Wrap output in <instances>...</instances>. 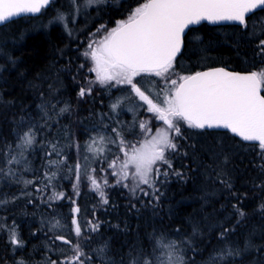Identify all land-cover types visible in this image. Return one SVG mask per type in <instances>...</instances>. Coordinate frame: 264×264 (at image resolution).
I'll list each match as a JSON object with an SVG mask.
<instances>
[{
    "label": "trees",
    "instance_id": "1",
    "mask_svg": "<svg viewBox=\"0 0 264 264\" xmlns=\"http://www.w3.org/2000/svg\"><path fill=\"white\" fill-rule=\"evenodd\" d=\"M57 2L55 0L42 14ZM139 2L141 0H121L115 4L107 2L95 10L102 15L98 21L114 27V22L124 19ZM258 17H264V11H259V14L250 19L254 23L252 31L259 33L264 28V21H258ZM25 18L0 27V46L10 55V59L6 56L0 60V65L5 66L0 73V152L8 145L15 149L18 136L29 128L34 129L37 142L25 151L27 163L10 166L17 173L15 179L32 180L34 183L25 186L23 183L17 184L15 179L0 177V198L10 201L0 204V223L10 226L15 222L18 239L24 242L22 248L13 251L7 232L0 231L1 264H13L14 260L20 258L28 261V264H41L46 256L58 259L59 252L48 250L46 245L52 244L54 234L66 235L74 242L78 239L68 230L73 217L71 209L77 206L81 210L77 218L82 228L86 220L100 224L95 233L85 231V240L82 241L85 252L90 253L107 242V255L117 261L133 247L148 254L156 246L155 256L163 264L167 259V249L163 244L190 240L195 251L189 250L186 244L180 245L189 264H205L214 249L224 247V242L218 238L222 227L235 229L229 233V245L240 249H244L246 241L257 247L264 245V215H261L259 209V205L264 203V191L254 187L264 179L259 167L264 164V160L256 154L258 148H252L250 143L227 132L188 127L184 131L182 125V136L176 138L178 152L172 154L170 159L173 168L182 172L184 177L179 178L171 172L167 179L161 176L155 185L159 190L158 200L145 196L139 190L133 194L129 188L116 184L113 179L103 185V178L112 170L106 167L107 163L101 162L104 160L101 158L93 166L97 169L95 175L101 182L108 203L101 202L89 180L81 178L74 189L73 184L77 181L69 167L83 157V144L92 133V117L96 119L100 109L105 111L107 107L101 105L100 99L93 98L97 89L90 96L78 97L79 88L87 82L84 75L86 71L84 68L80 69L83 60L72 49V38L64 28L57 25L29 33V27L24 26ZM231 27L225 26L218 33H213L211 27H206L204 42L192 39V43L186 44L180 61L192 63L195 67L202 63H225L233 60L237 65L246 62L247 65L254 66L261 61L262 58L256 55L255 39L251 38L250 41L247 39V32ZM198 29L192 28L190 34H196ZM27 33L29 34L26 36ZM190 37L188 41L191 40ZM194 37L197 36H192ZM10 39L16 42L14 46L7 44ZM34 85L40 87L36 88ZM48 85L53 86L52 94H49ZM41 91L44 92L43 98L39 94ZM45 102L57 105L55 111L48 110L51 119H47L38 107ZM65 102L70 111L57 115ZM48 142L57 144L63 155L68 157V167L52 169L58 173L52 182L55 190L64 192L67 198L51 202V206L45 202L51 188L42 191L44 184L36 182L43 181V174L48 171L45 167V153L50 151ZM76 144L81 146L79 150L75 147ZM220 144L224 145V155L228 156L229 161L226 165L220 164V161L217 164H220V168L230 178L231 190L222 189L218 182L209 181L203 175L205 165L212 164L213 161L204 155L202 149L206 151L213 147L220 151ZM52 158L57 159L55 156ZM2 161L3 156L0 155V167H3ZM101 167L105 169L104 172H100ZM143 189L151 191L148 186ZM76 191L79 195H75ZM230 192L241 199L237 200ZM72 200L76 203L73 204ZM232 204H238L247 216L237 217ZM56 220L66 227L50 230ZM194 225L199 227V235H193ZM157 241L162 242L157 245ZM58 246L65 249L68 247L60 241L52 245L53 248ZM262 262L264 253L258 255L253 249L242 251L240 256L230 258L227 264ZM93 264H101L100 259L94 258Z\"/></svg>",
    "mask_w": 264,
    "mask_h": 264
},
{
    "label": "snow or ice",
    "instance_id": "2",
    "mask_svg": "<svg viewBox=\"0 0 264 264\" xmlns=\"http://www.w3.org/2000/svg\"><path fill=\"white\" fill-rule=\"evenodd\" d=\"M54 0H0V23L10 20L13 17L22 14H38L42 10L53 4ZM106 0H84L80 4L78 0H70V6L75 13H79L81 8H87L92 5L105 3ZM257 11H264V0H141L137 6L131 9L130 13L124 19L115 21V26L108 28L107 25H100L96 30L95 36L99 33H105L100 40L90 39L87 49L83 56L92 62L89 72L95 73V79L88 81L87 86H81L77 93L79 98L90 96L93 91V84H99L108 89L127 86V96L117 97L115 102L110 105V109L115 113L122 110L125 101L129 99L143 101L138 107L143 108L146 113H151L149 121H134L133 127L140 129L141 135H148L152 132L150 126L151 120L162 121L166 126L158 128L151 139L145 140L139 147L130 144L124 139L122 131L118 128H111L112 135L105 137L99 135L93 137L86 143L87 151L99 155L105 151L100 145L112 144L117 146V151L123 153V158L116 156L110 162L104 157L108 169H116L117 161H121L119 169L112 171L110 175L116 177V184H123L128 187L130 192L135 194L137 190L145 196H151L158 200V189L155 187L159 178L165 179L171 174L183 178L182 172L173 168V162L170 155L178 152L179 145L176 142L177 137L182 136L180 121H183L188 128L193 129H225L232 134L240 137L243 141L250 142V146L259 149L257 155L264 160V95L261 90L264 88V68L259 71H248L244 73L226 71L224 68H211L207 71H196L187 75H179L176 68L180 65V57L184 55L186 48L185 36L186 29L190 25L199 24L201 21L219 23L223 21L235 22L237 26L244 29L249 27L251 17L255 16ZM74 18V17H73ZM258 21H264V17H258ZM64 23L68 30V24L65 20V13L57 11L53 21ZM254 38L256 55L260 56L261 63L264 64V28L258 33L253 30L246 33ZM69 35L71 31L69 30ZM193 40L200 41V37H194ZM189 40L188 43H192ZM81 68L84 65L80 66ZM176 75V79L171 76ZM139 78V79H138ZM155 78H161V82ZM151 85V87H149ZM39 88L40 85H34ZM49 94L54 92L53 86L48 85ZM146 93H148L146 95ZM161 93L164 94L161 104L153 102L150 95L160 99ZM41 98L44 92L40 93ZM145 105L147 107H145ZM41 112L47 119L48 110L55 111L57 105L50 102L38 105ZM70 111L69 105L65 102L64 107L59 108L57 115H63ZM132 111V109H129ZM119 123V122H117ZM107 130V126H105ZM36 131L29 128L23 134L18 136V143L13 149L12 145L0 152L3 156V167H0V177L15 179L17 173L12 165L27 163L25 151L36 144ZM50 151L45 153L47 163L45 167L48 171L43 174L42 191L51 188L46 203L51 206V202L66 199L64 192H57L53 180L57 177V171L61 166L68 167V157L63 155L62 150L58 149L57 144L48 142ZM79 150L81 146L76 144ZM190 147H194L191 146ZM220 151L209 147L204 151V155L213 161L212 164L205 165L203 175L207 180L218 182L222 189H232V183L227 173L220 168V164L226 165L229 161L228 156L224 155V145H218ZM18 150V151H17ZM109 151H111L109 149ZM187 155V153H184ZM55 156L57 159H53ZM223 157L221 160L220 158ZM87 161L88 157L83 158ZM220 161V164H217ZM213 165H216L215 167ZM163 166V168L161 167ZM260 175L264 177V164L260 166ZM83 176L91 182L95 191L98 192L101 202L107 204L105 192L102 190L101 182L97 180L94 173L97 169H91L89 174L86 165H82L78 159L74 165L69 167L77 181L73 184L76 189ZM131 169V171H130ZM103 167L100 172H104ZM131 179L132 186L125 184L124 181ZM46 181V182H45ZM17 184L23 183L25 186L33 184L32 180L15 179ZM103 185L108 184L107 178H103ZM141 185H147L151 191H145ZM254 187L264 191V179ZM25 193H21L24 195ZM75 195H79L76 191ZM233 197L240 200L241 197L231 193ZM16 199V197H13ZM10 201L6 198H0V204H7ZM75 204V200H72ZM223 207V205H221ZM234 214L239 218H244L247 213L238 204H232ZM261 215H264V203L259 205ZM80 208L73 207L71 227L69 232L78 238L75 242L66 235H53L52 244H47L48 250L59 252L58 259H51L46 256L43 264H93L94 258H99L101 264H160L159 258L155 256L157 247L154 246L153 252L145 254L143 250L137 251L135 247L128 253L121 255L117 261L109 257V245L105 242L90 253L85 252V231L95 233L100 224L93 220L84 221V227L77 218ZM240 223V220L237 221ZM59 220L52 224L50 230L63 229ZM234 228L222 227L218 233V238L224 242V247L214 249L209 254L205 264H227L230 258L240 256L243 252L255 250L257 254L264 253V245L255 246L245 242L244 249L229 245L227 239L229 233L234 232ZM0 231L8 234V241L13 246V251L22 248L24 242L18 239V232L13 222L12 225L0 223ZM179 232V229H177ZM193 235H199V227L194 225ZM60 241L64 247L53 248L52 245ZM162 241H157L159 245ZM181 244H186L189 250L195 251L190 240L169 241L163 244L167 249V259L163 264H189L183 254ZM13 264H28L23 258L14 260ZM264 264V262H262Z\"/></svg>",
    "mask_w": 264,
    "mask_h": 264
},
{
    "label": "rangeland",
    "instance_id": "3",
    "mask_svg": "<svg viewBox=\"0 0 264 264\" xmlns=\"http://www.w3.org/2000/svg\"><path fill=\"white\" fill-rule=\"evenodd\" d=\"M121 0H106L105 3L99 4V5H92L87 8H81L80 12L77 14L73 11L72 7L70 6V0H58V2L50 8L49 11L46 13L37 16L36 18H30L26 17V21L24 22V26H28L31 32L33 33L36 32L37 30H44V29H50L54 26L60 25L64 28V30L69 34V30L71 31V38H72V49L75 51V54H77V57L81 58L83 61L80 63L81 65H84L85 69V78L88 81L94 80L95 79V73L94 72H89L88 69L91 68L92 62L84 57L82 54L83 52L87 49V44L90 41V39H96L100 40L105 33H99L96 34L95 36H92V34L96 33V30L100 27V25H107L108 28H112L108 26L107 23L104 22H99L98 20L102 17V15L97 14L95 10L99 8L100 6H104L107 4V2H114L117 3ZM80 4L84 3V0H78ZM57 11L65 13V20L68 24V30L65 29L64 23L60 21H53V17L57 15ZM74 17V18H73ZM23 26V27H24ZM27 33L26 36L29 34ZM13 42V43H12ZM16 43L13 39L8 40V45L9 46H14L13 44ZM10 59L9 53H7L3 48L0 46V60L4 58ZM78 60V59H77ZM198 66V65H197ZM5 66L2 67L0 65V73L3 71ZM82 69V68H80ZM196 67L192 63H187L183 60L180 61V66L176 68V72L179 75H187L189 71L195 70ZM49 78V77H48ZM172 79H176V75L171 76ZM139 79V78H138ZM156 80L161 82V85H163V81L161 78H155ZM87 82L83 83L81 86H87ZM82 81H80V84ZM93 90L97 89V94L94 95V99L99 100L101 102V105L104 107L106 106L107 109L104 111L100 109L99 115L96 119L92 117V122L94 123L92 127V133L89 136V138L84 142L83 147V153L82 149L80 150L83 157H81L80 162L82 165H86L87 170L89 174H91V169L94 168V163L96 160L104 159V157H107V160L110 162L115 155L120 156L123 158V153L117 151V146L112 145V144H106V145H100L105 148V151L103 153H100L99 155L90 153L87 151L86 148V143L90 141L91 138L93 137H98L99 135H103L105 137H109L112 135L111 133V128H118L119 130L122 131V134L124 136V139L129 142L132 145H135L136 147H139L141 143H143L145 140L151 139L152 135H155L156 130L158 128H164L166 127L162 121L158 120H151L150 121V126L152 127V132L149 133L148 135H141L140 129L138 127H133L134 121H139V120H145L149 121L151 117V113H146L143 108L138 107L139 104H144L143 101H139L138 98L135 100L129 99L125 101L123 105L122 110H117V112H113L110 109V105L115 102L117 97H123L127 96V86H120V88H112L108 89L105 86L99 85V84H93L92 85ZM151 87V85H149ZM93 92V91H92ZM93 94V93H91ZM148 93H146L147 95ZM164 94L161 93L160 99H156L154 96L150 95V99H153L154 103L161 104V101L163 99ZM161 106H163L161 104ZM145 107H147L145 105ZM129 109H132V111H129ZM119 122V123H117ZM180 126L183 127L184 131L187 125L183 122L180 121ZM105 126H107V130L105 129ZM109 149L111 151H109ZM87 156L88 159L85 161L83 158ZM171 156V155H170ZM102 160L101 162H103ZM121 161H118L117 163V168L116 169H111L112 171H117L119 169ZM107 167V164H106ZM83 168H82V178L83 176ZM131 171V169H130ZM95 175V173H94ZM75 177V176H74ZM104 178H107L108 182H110V179H113L116 181V177H113L108 173ZM83 180H87L84 178ZM125 184H129L132 186V181L131 179L124 181ZM123 186V184H121ZM147 185H141V188ZM124 187V186H123ZM128 188V187H125Z\"/></svg>",
    "mask_w": 264,
    "mask_h": 264
},
{
    "label": "flooded vegetation",
    "instance_id": "4",
    "mask_svg": "<svg viewBox=\"0 0 264 264\" xmlns=\"http://www.w3.org/2000/svg\"><path fill=\"white\" fill-rule=\"evenodd\" d=\"M259 14V11L256 12L255 15ZM253 25L254 23L252 24V21L250 20L249 21V27L247 29H244L242 26H237V24H227V25H210L208 23H201L199 24L198 26L196 27H192V28H199L196 32V34H190V31L192 28H190L187 36H186V44H188V38L190 37V39L192 40V36L196 35L197 37H200V39L202 40V42H204V39H205V34H206V27H211L210 30L211 32L213 33H218V30H221L222 28H225V26H232L231 29H234V30H240V31H243V32H247V33H250L253 29ZM211 35V34H210ZM247 36V39L251 41V37H249L248 35ZM263 38H264V35H262ZM188 63V62H187ZM226 67L228 70L230 71H234V72H241V73H244V72H248V71H259L261 70L262 68H264V64L261 63V61L257 62V64H255L254 66L251 65V64H248L245 62V64H240V65H237L235 64V60H233L232 62H225V63H215V62H211V63H202V64H199L195 70H192V71H189L188 74H191V73H194L196 71H202L204 69H207V68H211V67ZM262 92H263V95H264V88H262ZM200 130H206L208 131V129H200ZM211 131V130H209ZM219 131H222V132H227L229 134H231V136H234L235 138L237 139H240L239 137L233 135L231 132L229 131H225V130H219ZM241 140V139H240Z\"/></svg>",
    "mask_w": 264,
    "mask_h": 264
},
{
    "label": "water",
    "instance_id": "5",
    "mask_svg": "<svg viewBox=\"0 0 264 264\" xmlns=\"http://www.w3.org/2000/svg\"><path fill=\"white\" fill-rule=\"evenodd\" d=\"M49 7H51V6H49ZM48 7V8H49ZM48 8H46V9H48ZM45 10V9H44ZM44 10H42V12L41 13H38V14H22V15H20V16H16V17H13V18H11L10 20H8V21H5L4 23H0V27L1 26H3V25H6V24H8V23H10V22H12V21H14V20H17V19H20V18H23V17H26V16H31V17H36V16H39V15H41L42 13H43V11ZM201 23H208V24H210V25H227V24H236L235 22H228V21H223V22H219V23H211V22H208V21H201L199 24H201ZM199 24H195V25H190L189 26V29H186V36H187V34H188V32H189V30H190V28H192V27H196V26H198ZM186 36H185V43H186ZM211 68H224L226 71H230V70H228L226 67H211ZM211 68H207V69H204V70H202V71H207V70H209V69H211ZM230 72H234V71H230ZM241 73V72H240ZM261 95H263V92H262V90H261V93H260ZM208 130H225V129H208ZM225 131H229V130H225ZM230 132V131H229ZM233 135H235V134H233ZM236 136V135H235ZM238 137V136H237ZM240 138V137H239ZM241 139V138H240ZM242 140V139H241ZM243 141V140H242ZM243 142H245V143H250V142H246V141H243ZM1 264V263H0ZM41 264H43V263H41Z\"/></svg>",
    "mask_w": 264,
    "mask_h": 264
}]
</instances>
